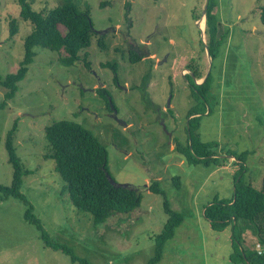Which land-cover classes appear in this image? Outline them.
Listing matches in <instances>:
<instances>
[{"label": "rangeland", "instance_id": "obj_1", "mask_svg": "<svg viewBox=\"0 0 264 264\" xmlns=\"http://www.w3.org/2000/svg\"><path fill=\"white\" fill-rule=\"evenodd\" d=\"M63 1L33 0L32 7L48 11ZM71 1L77 11L89 10L92 29L105 34L106 47L97 44L98 35H92L90 45L79 51L80 59L70 66L59 61L63 51L36 47L15 96L0 109V183L8 185L12 178L4 141L14 125L16 153L24 168L32 171L21 185L27 204L15 197L0 200V264H77L44 246L38 230L23 217L27 205L54 239L91 264H145L154 252L150 236L162 230L168 216L163 196L147 188L155 179L170 208L183 220L165 242L157 264H236L228 259L238 247L231 238V225L216 231L203 209L213 196L228 198L234 191L236 165L227 150L248 151L243 180L254 188L261 186L264 23L259 7L264 0H217L215 18L228 35L213 60L207 56L204 24L202 36L198 28L202 17L204 23L205 0ZM12 19L18 31L10 38ZM30 30L31 25L19 16L17 0H0L2 76L18 69ZM129 48L142 60L130 64ZM84 54L89 68L83 64ZM105 61L117 63L115 72L101 65ZM148 64L150 76L143 80ZM189 64L204 74L194 82L201 83L210 73L204 105L185 78L191 74ZM143 84L144 88H137ZM102 87L109 94V105L103 91H96ZM3 93L0 87V101ZM196 104L205 112L194 132L202 142L214 141L210 149L224 157L223 164L189 163L179 150L190 144L187 111ZM59 119L75 121L97 137L107 150L109 180L134 188L141 195L138 207L113 212L104 223L94 225L89 214L69 204L66 182L56 173L54 160L43 156L48 150L44 129ZM181 158L184 162L178 165ZM254 231L248 226L241 229L242 237H234L255 250Z\"/></svg>", "mask_w": 264, "mask_h": 264}, {"label": "trees", "instance_id": "obj_2", "mask_svg": "<svg viewBox=\"0 0 264 264\" xmlns=\"http://www.w3.org/2000/svg\"><path fill=\"white\" fill-rule=\"evenodd\" d=\"M33 0H17L19 4V16L31 25L30 32L24 38V53L18 69L13 73L4 76L0 74V87L4 89L3 99L0 101V109L6 106V101L12 99L18 89V82L21 81L33 62L36 55V47L49 49L51 52L63 51L64 55L59 58L61 65L70 66L80 59L79 51L86 48L91 43L92 35H98L97 44L102 48L106 47L104 41L105 34H97L92 29V21L89 10L77 11V6L71 0H64L60 6L48 11L35 10L32 7ZM207 2L204 15L205 47L211 60L216 58L220 52V46L228 35L227 29H223V23L215 18L217 0H205ZM107 5V2H101ZM261 22L264 23V5L259 7ZM18 31V24L15 19L9 22V37L12 38ZM200 33V30H199ZM143 56L133 49H128L126 59L130 64L142 60ZM84 66L89 68L90 61L86 54L83 56ZM102 66L110 67L113 72L117 68L116 62L105 61ZM151 64H148L147 71L143 75V80L150 76ZM191 74L185 75L191 90L198 91L202 96V105L206 104V95L210 87V73L201 83L194 82L193 78L204 77L199 68L192 69L187 65ZM114 80L117 75L114 74ZM145 84L137 88H144ZM104 87L96 89L103 91L106 98L108 93ZM109 105V101H107ZM114 106V103L112 102ZM115 107V106H114ZM205 112V107L200 108L197 104L187 111L188 124L187 131L190 144L186 148L179 150L189 163H204L215 161V164H223L224 157L215 156L210 148L214 141H201L198 133L194 129L199 127V118ZM15 125L8 130L4 141V148L7 153V161L12 167V178L8 185L0 183V200L8 197H15L27 204L21 191L24 176L31 174V170L24 168L20 157L16 153L14 140ZM45 139L48 142V150L43 155L45 158L55 162V171L59 177L66 182V191L69 204L75 210L87 213L91 216L94 225L102 224L113 212L126 213L136 208L140 204L141 195L129 185L112 184L107 175V150L92 132L79 123L59 119L47 125L44 129ZM178 148V147H177ZM225 153L234 160L236 165L233 192L228 198L213 196L203 209L204 217L209 221L216 231L225 229L231 225L233 241L238 247L233 249L228 255V259L236 264H264V175L261 179L259 189L254 188L250 182L243 180V173L246 171L244 164L248 151ZM174 178V177H173ZM148 190L163 196V208L167 213V219L159 233L152 234L154 242L153 255L145 264H157L162 257L163 247L167 240L173 237L176 227L183 221L182 214L170 208L168 200L164 196L163 190L159 186L158 180H152L147 186ZM23 217L32 223L39 232V238L44 246L66 254L72 263L91 264L87 258L76 254L71 246L62 243L52 237L44 227L41 220L32 211V206L25 207ZM252 226L257 236L256 244H260L262 251L255 248L247 249L243 247L241 241L234 236H243L241 229ZM240 228V229H239Z\"/></svg>", "mask_w": 264, "mask_h": 264}, {"label": "bare ground", "instance_id": "obj_3", "mask_svg": "<svg viewBox=\"0 0 264 264\" xmlns=\"http://www.w3.org/2000/svg\"><path fill=\"white\" fill-rule=\"evenodd\" d=\"M205 15V14H204ZM200 24V25H199ZM199 24H198V26L200 27V29L201 28H203V17L199 20ZM202 30V29H201ZM204 42V41H203ZM205 43V42H204ZM210 56V55H209ZM210 60H211V58H210ZM204 79V78H203ZM194 80H195V78H194ZM126 186V185H125ZM255 248L258 250V253H260L259 251H262L261 249V246H260V244H255Z\"/></svg>", "mask_w": 264, "mask_h": 264}, {"label": "water", "instance_id": "obj_4", "mask_svg": "<svg viewBox=\"0 0 264 264\" xmlns=\"http://www.w3.org/2000/svg\"><path fill=\"white\" fill-rule=\"evenodd\" d=\"M206 7H207V2L205 3L203 9H202V12H201V15L203 16L206 12ZM199 30H200V35L202 36L203 35V29L201 30L200 27L198 26ZM207 56L210 58L208 52H207ZM207 76V74L205 75V77ZM203 80V79H202ZM202 82V81H201ZM92 90V89H90ZM114 113H115V110H114ZM125 186V185H124Z\"/></svg>", "mask_w": 264, "mask_h": 264}, {"label": "crops", "instance_id": "obj_5", "mask_svg": "<svg viewBox=\"0 0 264 264\" xmlns=\"http://www.w3.org/2000/svg\"><path fill=\"white\" fill-rule=\"evenodd\" d=\"M171 147V149H174V146L172 145V146H170ZM230 160V159H229ZM184 161H183V159L181 158L178 162H177V164L179 165V164H181V163H183Z\"/></svg>", "mask_w": 264, "mask_h": 264}, {"label": "flooded vegetation", "instance_id": "obj_6", "mask_svg": "<svg viewBox=\"0 0 264 264\" xmlns=\"http://www.w3.org/2000/svg\"><path fill=\"white\" fill-rule=\"evenodd\" d=\"M145 55H147V54H145ZM115 110V109H114ZM114 116H115V113L113 114Z\"/></svg>", "mask_w": 264, "mask_h": 264}]
</instances>
